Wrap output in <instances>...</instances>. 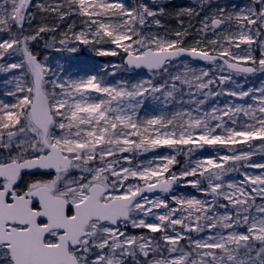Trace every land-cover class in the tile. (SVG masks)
I'll list each match as a JSON object with an SVG mask.
<instances>
[{
	"label": "snow or ice",
	"instance_id": "1",
	"mask_svg": "<svg viewBox=\"0 0 264 264\" xmlns=\"http://www.w3.org/2000/svg\"><path fill=\"white\" fill-rule=\"evenodd\" d=\"M209 2L177 15L200 16ZM31 6L0 0V264H264V84L224 87L264 73V0L203 15L187 47L183 27L175 38L146 31L162 27L164 10L143 2L37 5L61 21L79 18V30L70 25L59 39L55 25L25 34ZM45 35L46 48L86 46L121 63L65 79L62 65L32 50ZM183 57L212 67L190 68ZM177 64L185 70L173 74ZM136 69L163 83L106 79ZM146 96L179 110L141 118ZM218 96L244 102L210 106ZM185 186L204 198L176 193Z\"/></svg>",
	"mask_w": 264,
	"mask_h": 264
},
{
	"label": "trees",
	"instance_id": "2",
	"mask_svg": "<svg viewBox=\"0 0 264 264\" xmlns=\"http://www.w3.org/2000/svg\"><path fill=\"white\" fill-rule=\"evenodd\" d=\"M48 2H50V0H32V6L29 8V13L33 18L31 20V27H29L27 24L25 25V34L33 32L35 29H37L40 26H54L55 25V26H58L55 35L57 39H59L62 33L68 31V28L70 25L75 24V28L73 30L77 29L78 24L80 23L79 18L72 16V17H66L63 21H61L54 15L47 14V13L40 11V9L37 7V5L41 3H48ZM141 2L148 4V6L152 8L153 10H158L161 8L164 10L163 14L157 17L158 19H160L162 27L158 28L156 25L153 24L149 31L155 32V33L159 32L160 34L162 33L173 34L175 31L181 30V27H183L184 29L188 30V34L193 35L194 33L198 34V32L195 29L199 27V22L203 15L205 14L211 15L217 10L218 7H226L229 10H231V7L233 5L243 7L244 5L249 4L250 0H210L209 4L206 6L207 8L206 13L202 12L200 16H193L191 18H189L187 15L178 16L177 14L180 13L185 8H197L198 9L197 0H126V4L130 7H134ZM181 21L183 22L182 25H181ZM6 35L7 33H0V36H6ZM50 39H51L50 35H45L44 40L32 43L33 52L37 54L38 58L41 59L42 61L45 59L44 53H46L49 50L54 53L56 51L54 48L45 47V41H49ZM189 42H190L189 40H185L186 47L191 46ZM253 48L255 49V45H253ZM254 55H256L257 58H259V49H255ZM185 60H188V62L193 65H197L201 67L203 66L212 67L211 65L207 63H200V62L192 61L190 59H185ZM64 70H65L64 71L65 79H67L68 76H72L73 78L78 79L79 76H83V75L87 76V75H90V73L92 74L91 70H88L85 68L83 69V74L78 75L79 70L76 68L69 67L68 63L64 64ZM96 72H97L96 74H102L101 71L100 72L96 71ZM138 74H143L144 76H139ZM237 76H239V78H242L244 75H237ZM4 78H5L4 76H0V92L4 91V88H5L4 84L2 83ZM106 78L112 83H115L117 80H127L130 82H137V81L146 80L150 78L153 79L154 83H157V84L163 83V80L161 77L157 76L153 78L151 73H149L148 71H142V70H139V71L121 70V71L116 72L115 77L109 76ZM244 78H248L249 80L250 79L252 80L251 82L240 81V82H237L236 84L225 85L224 87L225 88H228V87L235 88L236 85H240L246 90L248 88H253V89L259 88L262 86V84H264V73H261V72H257L252 75L244 76ZM184 90H186L184 91L185 92L184 99L187 100L188 90L187 88H185ZM216 90L218 91L219 89H216ZM217 98L219 99H217L215 103H212V101L209 102L210 106L217 105V106L223 107L225 103H228L230 101L234 103H243V101L239 99L228 97V96H218ZM245 100H247L248 103H252V101L248 98H245ZM185 107H188V105L186 104ZM177 110H179L178 102L170 103L167 106H165L161 103L160 100H156V99L153 100V97L146 96L142 101V107L140 109V116L141 118L151 117L154 115H159L161 111L174 112ZM156 151L163 153V152H167L168 150L162 148ZM211 151L212 149L201 150V152H198L196 154V157H194V159L201 156V154L207 155ZM152 154H153L152 152H150L149 155L147 153L144 156H141L140 159L144 160V159L150 158ZM185 159L186 158L183 155H179L177 157V160L180 163L174 166L172 170L174 172L179 171V168L181 167V165L184 164ZM253 159L259 160L261 159V157L257 155L253 157ZM249 171H255V170H249ZM230 175L234 177L236 180H239L241 178L239 173H232ZM176 190L183 191L186 195L190 197L194 196V197H198L201 199L204 198L202 193L197 192L195 189L191 188V186L179 187V189H176ZM146 231L147 230H142L140 231V233L146 232ZM153 235H156L157 237H159V233H156ZM193 235H196V234H193ZM200 235L202 236L203 234H200ZM182 243L184 242L182 241Z\"/></svg>",
	"mask_w": 264,
	"mask_h": 264
},
{
	"label": "rangeland",
	"instance_id": "3",
	"mask_svg": "<svg viewBox=\"0 0 264 264\" xmlns=\"http://www.w3.org/2000/svg\"><path fill=\"white\" fill-rule=\"evenodd\" d=\"M80 27H81V25L79 23L76 30H79ZM146 31H149V30H146ZM151 33H155V32H151ZM173 34H167V35L170 38H175ZM161 35H165V33H162ZM198 37H199V34H195V33L193 35L192 34H188L186 36L185 40H189L190 41L189 43L192 46L194 44V41ZM241 47H244V46L242 45ZM44 56L47 57L48 62H50L54 67L57 65V63H59L64 68V64L68 63L69 67L76 68V69L79 70L78 75L83 74V69H85V68L92 71V74L90 73V75H95L97 73L96 71H99V72L101 71L102 72V69L105 66L109 65V64H120L121 63L120 60H119L120 59L119 57H98V56H96L94 51H92L90 48H88L86 46H80L79 52L78 53H74V54H69L67 52H58L57 53L56 51L54 53V52L49 50L46 53H44ZM189 67L190 68H196L197 70H199V69H210L211 68V67H207V66L201 67V66L190 64V63H189ZM97 68H99V69H97ZM109 70L111 71V69H109ZM184 70L185 69L182 66H179L178 64L175 67H171V71H172L173 74H175L177 72H181L182 73ZM138 75L139 76H144L143 74H138ZM84 76L85 75L79 76L78 78H81V77H84ZM234 80L237 83V82H240V81H243V82L244 81L245 82L249 81V82H251L252 79L249 80L248 78H244V76L242 78H239V76H235ZM184 91H186V90H184ZM217 99H219V98H217V97L216 98H212V99H210V101H212V103H215V101ZM153 100H155V99L153 98ZM205 149H210V148H208L206 146ZM149 153H148V155H149ZM176 189H179V187H177ZM176 189H175V191H176L177 194H182V195L188 196L183 191H179V190H176ZM140 231H142V230L141 229H132L131 227L128 228V232L131 233V234L140 235L141 234ZM202 234L205 235V233H202Z\"/></svg>",
	"mask_w": 264,
	"mask_h": 264
},
{
	"label": "water",
	"instance_id": "4",
	"mask_svg": "<svg viewBox=\"0 0 264 264\" xmlns=\"http://www.w3.org/2000/svg\"><path fill=\"white\" fill-rule=\"evenodd\" d=\"M182 59H190V58H187V57H183ZM192 61H196V62H200V63H206L204 61H200V60H193V59H190ZM139 70H142V71H148L147 69H136L135 71H139ZM249 75H252V74H249ZM159 193H157L156 195H158ZM149 195H152V194H149Z\"/></svg>",
	"mask_w": 264,
	"mask_h": 264
}]
</instances>
